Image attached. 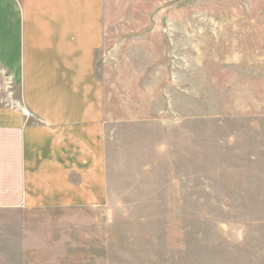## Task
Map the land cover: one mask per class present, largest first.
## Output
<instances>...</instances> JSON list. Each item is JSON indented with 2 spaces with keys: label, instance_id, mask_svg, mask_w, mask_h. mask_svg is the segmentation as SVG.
Returning a JSON list of instances; mask_svg holds the SVG:
<instances>
[{
  "label": "rangeland",
  "instance_id": "1",
  "mask_svg": "<svg viewBox=\"0 0 264 264\" xmlns=\"http://www.w3.org/2000/svg\"><path fill=\"white\" fill-rule=\"evenodd\" d=\"M103 12L105 199L0 209V264H264V0Z\"/></svg>",
  "mask_w": 264,
  "mask_h": 264
},
{
  "label": "crops",
  "instance_id": "2",
  "mask_svg": "<svg viewBox=\"0 0 264 264\" xmlns=\"http://www.w3.org/2000/svg\"><path fill=\"white\" fill-rule=\"evenodd\" d=\"M104 0H0V209L105 199ZM116 56V49H110Z\"/></svg>",
  "mask_w": 264,
  "mask_h": 264
}]
</instances>
